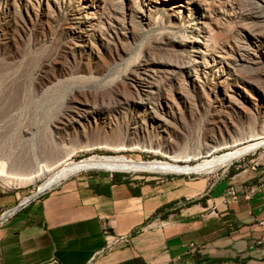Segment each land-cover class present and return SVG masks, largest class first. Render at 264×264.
I'll return each mask as SVG.
<instances>
[{
  "label": "bare ground",
  "instance_id": "bare-ground-1",
  "mask_svg": "<svg viewBox=\"0 0 264 264\" xmlns=\"http://www.w3.org/2000/svg\"><path fill=\"white\" fill-rule=\"evenodd\" d=\"M37 1V7L43 11L41 19L46 22L52 19L46 10H49L52 5L60 9L62 2L63 4L67 2L66 0ZM13 2H15V4H13ZM220 2L221 0H117V8L108 10L106 0H70L68 1L70 11L66 12L63 17L64 21H66V26L63 31L65 30V32L67 31V33H69V36H67L69 39L71 38V42H77L79 45H75L84 47V50L93 53L95 57L98 58V54L94 51L98 46L107 50H110V48L117 50V48H119L122 54H128L127 46L130 45V42L127 40L123 41L122 35L125 36L130 34L129 36L133 37L134 41H137L141 35H145L152 31V29L160 30L153 42L154 51H145L146 53L140 52L141 55L139 53L136 57L131 58L130 66L125 70L128 75H130L127 80L131 81L136 89L134 93L135 97L139 99L138 101L134 99V102H137V105L141 107L140 112L131 113L125 134H149L152 132L156 133V131L161 133L164 127L165 130H168L171 124L170 121L162 118L160 120L158 118V111L162 109L161 107L169 100H172L173 96L185 103H188L191 99L194 100L193 97L205 98L207 100V105L215 107L214 112L219 114L224 113L226 110H232L234 106L236 107L235 102L238 99L243 100L253 111L261 115L260 125L257 126L258 124H256L258 128H256V126H250L246 130V132L249 131L250 135L239 133L237 137L232 136L228 140L223 139L224 145L229 144L231 151L212 159H207V157H205L209 153L210 148H214V146L209 143L205 150L198 155V158L202 157L206 158V160L199 166L191 169L177 167L165 162L151 163L135 161L132 164H127L120 160H112L97 156L75 162L72 161L70 157L71 147H66L63 143L64 140L60 142L62 146L54 143L55 141L53 140L49 126L41 129L38 128L37 116L39 114L38 109L40 103L34 101V99L30 100L28 108L30 111L29 113H31L29 116L32 118L29 122L30 126L29 124L27 125L29 127L21 126L17 129V120L16 122H14V120H8L9 123H7L0 117V119L3 120V122L0 121V162L4 157L9 161L8 175L27 173L28 179L25 181L30 182V180H35V178L37 179V176H39L40 180L42 179L44 182L40 185L37 194L24 198L17 207L15 206L16 208H12L6 213L4 212L5 214L3 213L4 215L2 217L6 218L12 215L17 211L18 207L22 208L26 206V204L37 197L38 194L56 187L62 181L80 172L102 170L125 173L150 171L207 174L228 167L240 154L255 152L259 148L264 147V95L260 90L254 87L250 80L246 79L247 75L257 76L261 74V68H264V36L261 35L263 33L261 30L260 34L255 29L257 26L264 27V0H247V2H244V4L248 3L251 9L248 8L249 10L247 12L246 8V11L244 10L246 13H243L240 17L239 15L235 16L233 14V10L235 9L234 4L228 5L231 8H229L231 11L228 13L227 10L222 8L223 6H219ZM3 4L5 10L8 11L12 9L13 13L19 15L20 18L24 15L30 17V14L35 11V8H32V2L29 0H5ZM241 4H243V2ZM226 5L227 4H225V6ZM51 9L54 10V8ZM35 13L37 14V12ZM51 15L53 16V14ZM56 17L55 15V19ZM121 17L123 20H127V27L120 26L118 28L116 26L117 24L114 23L118 20V25L121 24V22L119 23ZM106 18L110 20L107 23L105 22ZM111 18L114 22H112L113 20ZM12 19L14 20L15 18ZM57 22H60L59 19ZM5 24L7 25V23ZM0 32L5 31L2 30ZM7 36L8 35H5V38ZM83 53L81 54V59L83 58L82 56L85 55ZM118 54L120 53L118 52ZM74 58L78 59V57L75 56ZM1 75L0 78H2ZM126 76L124 77L125 79ZM76 79L83 80L86 79V77L80 75ZM162 79L168 81V85L164 84V81L162 84ZM2 82L0 83V92H2V88H5L3 85L1 86ZM59 91L60 88L56 85L44 92V95L47 97L44 100L46 102L43 101L44 103H41V105L45 107V111L42 112L43 114L49 110L48 108L51 103L50 99ZM170 96L172 98L168 99ZM140 99L148 101L154 99L156 100V104L146 103L144 100ZM239 106H241V103ZM176 110L177 109L175 107L173 108L172 105H167L164 110L166 116L171 117L174 122L178 116L182 118V114L179 113L178 115ZM227 111L225 113H228ZM123 112H126V110ZM219 114L218 116L221 118ZM81 115L87 118L90 116V112H82ZM27 120L28 119H26V121ZM94 121L97 125L100 123L102 126L94 125V128L93 125H91L92 123H88L89 126L91 125V127H93L90 133L101 134L100 132L103 131L102 127L104 122ZM221 122L222 125L215 127V129H219V131H229L230 125H228V122ZM79 124L81 126V123ZM110 130L113 133L112 140L113 137H116L114 139L115 141L118 140L117 138H121L119 137L120 134L115 133L118 130ZM257 130H259V132L254 133ZM16 131H20V139L14 137ZM87 132L88 131L84 128L82 132H78V130L73 132L70 131L67 134L65 133V136H70V139L68 138L70 144L77 145L78 142H81V140L78 139L79 134L86 135ZM5 136L12 140L10 145H6V139L3 140ZM209 141H212L213 144L218 143L215 137H211ZM162 143L165 145H172L174 142L172 138L167 135L163 137ZM81 147L85 148L84 146ZM99 148L103 147L101 146ZM118 150L129 151L131 149L124 144L122 148ZM41 162L45 164L41 165ZM33 174L36 175V177H33Z\"/></svg>",
  "mask_w": 264,
  "mask_h": 264
},
{
  "label": "rangeland",
  "instance_id": "rangeland-1",
  "mask_svg": "<svg viewBox=\"0 0 264 264\" xmlns=\"http://www.w3.org/2000/svg\"><path fill=\"white\" fill-rule=\"evenodd\" d=\"M4 1L5 0H0V8L2 7L0 10V31H5L0 32V75H3H1L2 78H0V83L4 80L1 86L3 85L5 87L2 88V92H0V117H2L4 122L7 123H9L10 120H14V122L17 120L19 122H17V129L21 126L26 127L32 118L29 116L31 113H29L30 111L28 108V103L30 100L34 99V101L40 103L38 109L39 114L37 116L38 128L41 129L49 126L53 140L55 141L54 143L56 145L62 146L60 142L61 140H64L63 143L66 145V147H71L70 157L72 161L80 162L81 160H86L97 156L112 160H120L127 164H132L135 161L151 163L165 162L177 167L191 169L199 166L206 160V158H198V155L205 150L209 143H211L214 148L211 147L209 153L205 157H207V159H212L216 156H222L231 151L229 144L224 145L225 143H223V139L228 140L232 136L237 137L239 133L250 135L249 131L246 132L247 128L250 126L255 127L256 124H258L257 126L260 125L261 115L253 111L251 107L243 100L238 99L239 101L237 100L235 102L237 108L234 106L232 110H226L228 113H225V111L224 113L219 114L214 112L215 107H210L207 105V100L205 98L202 99L199 97H193L194 100L191 99L188 101V103H185L174 96L173 98L170 96L168 99L172 98V100H169L161 107L162 109H159L158 111V118L160 120L162 118L166 120L168 119V121H170L171 124L168 130H165L164 127L161 133L156 131V133L152 132L149 134H125L131 113L134 114L138 111L140 112L141 110V107L137 105V102H134V99L135 101H138L139 99L135 97L134 93L136 89L133 83L127 80L128 76L130 77V75H128L125 70L129 68L131 58L136 57L140 52L146 53L149 52V50L154 51L153 42L155 36L159 34L160 30L152 29V31L146 33L145 35H141L137 41H134L133 37L129 36L130 34L125 36L122 35L123 41L127 40L130 42V45L127 46L128 54H122L119 48H117V50H119L117 51L113 48L107 50L101 48V46H98L97 48L99 49H94L95 53L98 54L97 58L93 53L84 50V47L77 46L79 45L77 42H71V38L69 39L68 37L69 33H67V31L65 32V30L63 31L66 26V21H64L63 17L66 12L70 11V8L68 7V1L70 0H66L67 2H64L65 4L62 2L60 9L57 6L52 5L51 8H54L55 11L51 8L46 10V12L49 13L52 18L49 22L41 19L43 11L37 7V0H29L32 2V8H35V11L30 14V17L24 15V18H20L19 15H15L12 9H9L8 11L5 10L3 4ZM242 2L243 4H241ZM244 2H247V0H221L219 6H223L222 8L227 10L229 13L231 8L228 5L234 4L235 9L233 10V14L235 16L239 15L240 17L243 13H246V8L247 12L249 10L248 8L251 9L250 5L248 3H245V5ZM106 3L108 10L117 8V0H106ZM13 4H15V2H13ZM225 4L227 5L225 6ZM35 12H37V14ZM51 14H53V16ZM54 14L57 16L56 19ZM12 18L15 19L13 20ZM58 19L60 22H57ZM108 21L110 20L106 18L105 22L107 23ZM12 22L14 28L12 26ZM112 22H114V20ZM120 22L121 24L119 25L118 20L114 22L117 24L116 26L118 28L120 26H128L127 20H123L122 17L119 19V23ZM5 23H7V25ZM257 27L255 28L256 31H258L260 34L262 31L263 33L261 35L264 36V27ZM5 35L8 36L5 38ZM118 52L120 54H118ZM82 53L85 55H83V58L81 59ZM73 55L78 57V59H75ZM80 75L83 77L85 76L86 79H76ZM125 76L126 79L124 78ZM249 76L247 75L246 79L250 80L254 87L260 90L264 95V68H261V74L257 76ZM163 81L164 80L162 79V84ZM167 82L168 81L165 80L164 84L168 85L169 82ZM56 85H58L60 91L54 95L52 99H50L51 103L48 108L49 110L43 114L42 112L45 111V107L42 106L41 103L46 102L44 100L47 97L44 95V92ZM140 100H144L146 103L156 104V100L154 99L150 101L145 99ZM239 102L241 103V106H239ZM167 105H172L173 108L175 107L177 109L176 111L178 112V115L179 113L182 114V118H180L181 116H178L175 122L171 117L168 116V118L164 111ZM124 110H126V112H123ZM88 111L90 112V116L87 118L81 115L82 112L87 113ZM218 114L221 118H219ZM4 115L5 118L7 117V120L4 118ZM2 119H0V121L3 122ZM26 119L29 121H26ZM94 120L104 122L102 127L103 131L100 132L101 134L90 133V130H92L93 127L95 128L94 125H97ZM221 121L228 122V125H230L229 131H219V129H215V127L222 125ZM79 123H81V126ZM88 123H92L91 125H93V127H91V125L89 126ZM97 126L102 125L99 123ZM257 126L256 128H258ZM84 128L86 131H88L86 135L79 134V137L77 136L81 142H78L77 145L70 144V140H68V138L70 139V136H65V133L67 134L68 132H73L75 130L82 132ZM110 129H115L116 131L118 130L115 133L120 134L119 137L121 138H117L118 140L115 141L114 139L116 137H113L112 140L113 133ZM19 132H15L14 137H16V139H20ZM258 132L259 130L254 133ZM167 135L172 138L174 142L172 145H165L162 143L163 137ZM211 137H215L218 143L213 144L212 141H209ZM5 139L7 142L6 145H10L12 140L6 138V136L3 138V140ZM124 144L130 147L131 150H118L122 148V145ZM81 146H84L85 148ZM101 146L103 148H99ZM0 163V195L15 196L17 198L15 206H18L24 198L39 192V187L44 182L42 179L40 180L39 176H37V179L35 178V180H30V182H28L25 181L28 179L27 173H24L26 175L23 173L18 175L7 174L9 161L6 160V157H4ZM44 164V162H41V165ZM76 175L79 177H90L91 179L98 180L116 178L120 181H128L130 179H134L136 182H155L170 178H183L186 181H199L206 179L212 182L221 178H230L243 175L245 177L254 176L252 179L250 178L247 183L257 182L259 184H263L264 147L259 148L255 152L240 154L228 167H224L218 171L207 174H187L177 172L163 173L150 171L125 173L93 170L80 172ZM33 177H36V175L33 174ZM72 177L77 176L74 175ZM50 190H46L45 192L38 194V196L29 201V203L41 198ZM29 203H27V205Z\"/></svg>",
  "mask_w": 264,
  "mask_h": 264
},
{
  "label": "crops",
  "instance_id": "crops-1",
  "mask_svg": "<svg viewBox=\"0 0 264 264\" xmlns=\"http://www.w3.org/2000/svg\"><path fill=\"white\" fill-rule=\"evenodd\" d=\"M75 176L6 218L17 198L0 195V264H264V183H247L254 176ZM230 188L254 192L231 200Z\"/></svg>",
  "mask_w": 264,
  "mask_h": 264
},
{
  "label": "built area",
  "instance_id": "built-area-1",
  "mask_svg": "<svg viewBox=\"0 0 264 264\" xmlns=\"http://www.w3.org/2000/svg\"><path fill=\"white\" fill-rule=\"evenodd\" d=\"M253 192L254 191L252 189H247L246 191L245 190L235 191L232 188H230V189L227 190L226 198H229L231 200H236L237 197H239L241 195L244 198L249 199V197L253 194ZM3 213L0 215V217L3 215ZM105 235H106V238H108V235L106 234V232H105ZM259 244H260V241H256L255 242V245H259ZM108 246L109 245L107 244V248H108ZM189 251H191V252H197L198 250L196 249V246H194L193 244H190L189 245Z\"/></svg>",
  "mask_w": 264,
  "mask_h": 264
},
{
  "label": "trees",
  "instance_id": "trees-1",
  "mask_svg": "<svg viewBox=\"0 0 264 264\" xmlns=\"http://www.w3.org/2000/svg\"><path fill=\"white\" fill-rule=\"evenodd\" d=\"M120 180L116 179V178H113V182H119ZM123 182H126V181H123ZM126 264H134V261L132 262H128Z\"/></svg>",
  "mask_w": 264,
  "mask_h": 264
},
{
  "label": "water",
  "instance_id": "water-1",
  "mask_svg": "<svg viewBox=\"0 0 264 264\" xmlns=\"http://www.w3.org/2000/svg\"><path fill=\"white\" fill-rule=\"evenodd\" d=\"M19 209H20V207H18V209H17V210H19ZM2 221H3V220H2ZM2 221H1V222H2ZM1 222H0V223H1Z\"/></svg>",
  "mask_w": 264,
  "mask_h": 264
}]
</instances>
